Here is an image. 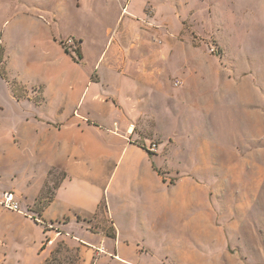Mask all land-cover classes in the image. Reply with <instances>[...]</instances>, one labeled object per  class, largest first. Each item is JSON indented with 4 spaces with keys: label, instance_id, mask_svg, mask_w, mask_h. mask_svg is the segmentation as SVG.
Wrapping results in <instances>:
<instances>
[{
    "label": "rangeland",
    "instance_id": "obj_1",
    "mask_svg": "<svg viewBox=\"0 0 264 264\" xmlns=\"http://www.w3.org/2000/svg\"><path fill=\"white\" fill-rule=\"evenodd\" d=\"M125 5L140 21L153 16L151 28L126 31ZM79 38L85 59L76 64L69 56L80 54ZM107 39L116 53L131 51L135 70L160 74L158 91L148 79L133 94L157 124L133 122L134 130L161 156L172 149L178 167L163 176H186L157 231L120 238L126 253L138 243L153 264H264V0H0V69L21 97L32 90L40 100L35 84L45 83L60 103L59 88L92 67ZM76 262L59 243L45 264Z\"/></svg>",
    "mask_w": 264,
    "mask_h": 264
},
{
    "label": "crops",
    "instance_id": "obj_2",
    "mask_svg": "<svg viewBox=\"0 0 264 264\" xmlns=\"http://www.w3.org/2000/svg\"><path fill=\"white\" fill-rule=\"evenodd\" d=\"M126 6L122 9L128 19L126 31L151 28L153 16L140 21ZM145 9L144 5L146 15ZM111 30L115 31L109 28L107 34ZM121 35L114 37L120 40ZM78 40L76 57L58 46L81 64L84 42ZM112 41L107 39L93 68L81 70L59 88L60 103L48 99L45 83L35 84L42 86L40 100L32 90L16 99L0 77V195L11 192L23 210H0V264H45L59 243L76 254V264L154 263L138 243L126 253L130 243L120 238L157 231L156 223L165 220L164 213L179 206V200L173 199L174 183L185 181L186 176L176 180L163 176L177 170L170 160L172 149H165L162 156L160 149L149 155L145 148L153 141L143 128L128 130L133 122L157 124V118L140 107L141 96L133 94L148 79L158 91L161 76L153 70L147 74V68L135 70L131 51L126 50V56L116 53ZM50 104H57L55 113ZM67 108L71 112L66 116ZM56 177L58 185L41 211L35 201ZM187 185L189 202L193 186ZM100 217L110 224L109 232ZM45 240L51 244L43 248Z\"/></svg>",
    "mask_w": 264,
    "mask_h": 264
},
{
    "label": "built area",
    "instance_id": "obj_3",
    "mask_svg": "<svg viewBox=\"0 0 264 264\" xmlns=\"http://www.w3.org/2000/svg\"><path fill=\"white\" fill-rule=\"evenodd\" d=\"M179 85L180 83L178 81H175L173 83L174 87H178ZM128 128L129 131H133L134 125L130 124ZM147 150L152 154H156L158 152V144L155 142H151L147 147ZM0 206L8 211L23 213V210L21 209V205L15 199L14 195L11 192H5L0 195ZM26 211L28 212V210ZM48 244H51V241H49Z\"/></svg>",
    "mask_w": 264,
    "mask_h": 264
},
{
    "label": "trees",
    "instance_id": "obj_4",
    "mask_svg": "<svg viewBox=\"0 0 264 264\" xmlns=\"http://www.w3.org/2000/svg\"><path fill=\"white\" fill-rule=\"evenodd\" d=\"M64 51L67 52L66 49H64ZM75 53H76L77 55H79V53H78L77 51H76ZM0 77H1V78H2V79L8 84V86H9V88H10V91H11V93L13 94V96H14L16 99H20L21 96L17 94V92H16V88H14V86H16L15 83H14V82H10L8 76H7L6 73H5V70L0 69ZM22 97H24V96H22ZM157 144H158V143H157ZM145 150L147 151V153H148L149 155H154V154L150 153L146 148H145ZM62 177H64V175H63ZM57 185H58V181L56 180V182L53 183L52 187H47V188L43 191V193L40 195V197L35 201V206H36V207L39 206V208H40L39 210L42 211L43 208L47 205V203L50 202V200H51V198H52V196H53V191L56 189ZM27 209H29V208H27ZM28 211H29V210H28Z\"/></svg>",
    "mask_w": 264,
    "mask_h": 264
}]
</instances>
